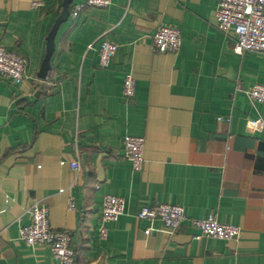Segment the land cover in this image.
<instances>
[{
  "label": "crops",
  "instance_id": "0c3cea01",
  "mask_svg": "<svg viewBox=\"0 0 264 264\" xmlns=\"http://www.w3.org/2000/svg\"><path fill=\"white\" fill-rule=\"evenodd\" d=\"M87 1H71L41 79L65 0H0V44L29 63L22 83L0 79V264H58L20 238L37 202L54 230L72 234L75 264H264V130L247 126L264 120V103L244 92L264 85V53H235L216 0H111L74 17ZM161 25L180 30L177 54L153 50ZM104 40L118 45L108 69ZM130 71L136 93L126 100ZM129 135L146 141L140 172L125 157ZM107 195L125 212L101 240ZM157 203L185 208L177 232L137 219ZM210 216L240 238H200L193 220Z\"/></svg>",
  "mask_w": 264,
  "mask_h": 264
},
{
  "label": "built area",
  "instance_id": "2783aa9c",
  "mask_svg": "<svg viewBox=\"0 0 264 264\" xmlns=\"http://www.w3.org/2000/svg\"><path fill=\"white\" fill-rule=\"evenodd\" d=\"M218 3L217 20L218 30L225 36H229L232 47L237 55L246 52L264 53V0H216ZM111 0H88L84 5L77 6L73 12L77 17L83 11L85 5L92 8H108ZM41 3L35 2L32 8L38 9ZM181 46V33L178 28L161 25L154 36L153 50L157 53L177 54ZM118 51V45L104 40L100 45L99 67L108 69ZM29 63L27 59L16 52L10 51L0 44V79H10L20 84L28 74ZM245 95L252 102L264 103V85H254L246 89ZM136 78L133 72H127L123 83V95L126 100L135 97ZM220 121L225 120L219 118ZM231 117L227 118L230 122ZM250 130L260 132L264 130V120H250L247 123ZM144 138L126 136L124 139V153L132 164L135 172H140L145 163ZM73 170H79L80 164L73 162ZM73 200L70 208H74ZM125 212V201L121 197L107 195L104 198L99 237L106 240L108 236L107 224L116 222ZM28 213L31 223L20 228V238L28 246H47L50 248L55 261L58 264H75L76 253L72 247V234L66 230H54L50 222L49 209L41 204H33ZM137 219L150 223L162 222L171 232H177L186 220L185 208L173 204H154L144 206L137 214ZM193 226L198 230L200 238L221 239L233 241L239 239L241 230L238 226L227 225L210 216L207 219L193 220ZM151 230H146L149 234Z\"/></svg>",
  "mask_w": 264,
  "mask_h": 264
},
{
  "label": "water",
  "instance_id": "95a60500",
  "mask_svg": "<svg viewBox=\"0 0 264 264\" xmlns=\"http://www.w3.org/2000/svg\"><path fill=\"white\" fill-rule=\"evenodd\" d=\"M71 1L72 0H65L63 12H62L60 18L57 20L54 28L52 29V31H51V33L49 35V38H48V53H47L46 59H45V61L43 63L41 72L39 74V77L41 79H46V77L48 75V72L51 69V58H52V55H53V53L55 51V37L57 35V32H58V29H59L60 25L63 22H65L68 19V17H69V14H70L69 6H70Z\"/></svg>",
  "mask_w": 264,
  "mask_h": 264
}]
</instances>
